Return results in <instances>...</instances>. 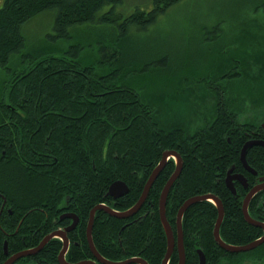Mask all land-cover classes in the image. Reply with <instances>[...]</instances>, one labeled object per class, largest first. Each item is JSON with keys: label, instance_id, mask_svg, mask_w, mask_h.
<instances>
[{"label": "trees", "instance_id": "1", "mask_svg": "<svg viewBox=\"0 0 264 264\" xmlns=\"http://www.w3.org/2000/svg\"><path fill=\"white\" fill-rule=\"evenodd\" d=\"M180 1L152 0L149 10L122 16L116 12L122 0H0V67L6 75L0 92V194L5 208L21 214L2 217L9 232L17 229L6 239L10 252L37 246L52 224H60L58 215L70 211L79 223L67 235L65 259L94 260L84 234L90 211L103 203L119 211L133 206L166 150L176 151L183 163L167 198L172 226L184 200L212 193L224 208L219 230L224 242L244 245L262 234L244 221L241 202L227 190L224 176L237 156L238 145L226 140L231 130L264 131V22L241 27L233 42L221 46L215 40L216 57L202 65L184 63L176 69L167 56L151 59L130 53L131 29L145 32ZM46 11L55 13L54 33L26 45L24 25ZM84 25H106L108 34L80 35ZM208 34L202 35L210 42L214 37ZM71 37L78 41L65 50L59 41ZM92 45L98 58L82 61L79 54ZM160 96L161 108L151 102ZM188 99L195 102L191 124L170 127L168 117L161 120L169 113L181 115L175 102L182 100L186 106ZM173 171L170 159L149 190V204L133 217L121 220L96 212L92 241L104 258L140 257L147 264H161L166 238L158 198ZM118 180L128 186V193L112 203L108 188ZM146 210L153 214L145 215ZM216 218L217 209L209 201L186 210L185 264H198V250L206 264L264 260V243L249 252L220 248L213 238ZM3 240L0 230V256ZM61 248L62 242L53 238L34 259L59 264ZM177 262L174 252L168 264Z\"/></svg>", "mask_w": 264, "mask_h": 264}, {"label": "rangeland", "instance_id": "2", "mask_svg": "<svg viewBox=\"0 0 264 264\" xmlns=\"http://www.w3.org/2000/svg\"><path fill=\"white\" fill-rule=\"evenodd\" d=\"M151 5L152 0H122V4L116 8V12L127 16L135 9L149 10ZM54 16V11H46L26 23L22 30L25 44L29 46L46 39L47 35L53 34ZM251 22H264V0H181L161 14L156 23L145 32L131 29L129 42L132 52L130 53L151 59L167 56L170 58V66L176 69L178 65L181 66L184 63L195 65L197 62L202 65L209 57H216L217 50L213 46L215 40H218L221 46L223 43L233 42L236 40L235 35L238 30ZM204 31H208V35L214 37L212 41L204 39L202 35ZM82 32H85L87 36L94 34L105 36L108 34V29L106 25H84L80 28V35ZM216 35L218 36L215 37ZM77 41V38L71 37L68 40H60L59 43L65 50H68ZM213 47L214 51L210 53L209 50ZM84 49L79 54L82 61L93 62L98 56L95 46L92 45V47ZM5 80L6 75L0 67V92ZM191 90L193 98L198 99L200 95L195 92L194 88ZM147 93L153 96L151 89ZM151 102L161 108L164 99L162 96L160 99L155 97ZM182 103V100L175 102V105L180 108L179 111L182 112L181 115L173 112V114L169 113L168 116L162 117L161 120H166L168 117L170 127H184L191 124L196 119L195 102L188 99L185 100L186 106ZM165 107L169 108L168 105ZM161 114H165L163 110H161ZM261 122L264 121L261 120ZM244 264H264V261H247Z\"/></svg>", "mask_w": 264, "mask_h": 264}, {"label": "water", "instance_id": "3", "mask_svg": "<svg viewBox=\"0 0 264 264\" xmlns=\"http://www.w3.org/2000/svg\"><path fill=\"white\" fill-rule=\"evenodd\" d=\"M254 144H261L264 146V142H254L253 141V142L246 143L243 146V148L241 150V154H240V159H241L242 163L244 164V166H246L245 165V159H244L245 152H246L247 148H249L250 146H252ZM170 157H173L175 159V162H176L175 163V170L172 173V175L170 176V178L168 179V181L166 182V184L164 185L163 190H162L161 195H160V198H159V216H160V220H161V223H162V226H163V229L165 232V236H166V253H165L164 258L162 259L161 264H167L168 263L170 255L172 254V251L174 250L175 244L177 246V250H178V254H179V260H178L177 264H185L183 234H182V226H181L182 217H183L184 212L190 206H192L195 203L202 202V201L211 202L212 204L215 205V207L217 209V218H216L214 228H213V237H214L215 242L218 244V246L220 248H222L223 250H225L226 252H230V253L249 252L264 242V234L259 239L251 241L245 245L236 246V245H230V244L224 242L219 235L220 226H221V223H222L223 217H224V208H223L222 202L216 196H214L212 194H206V195L191 197V198L187 199L181 205V207L179 208L177 215H176V227H177L176 228L177 229L176 234L177 235L175 237L173 232H172V229L170 227V224L168 223L166 216H165V205H166L167 195H168L172 185L174 184L175 180L178 178V176L181 173L182 163H181L180 157L177 155V153L175 151H165L162 153V157H161L160 162L158 163V165L153 169V171L149 175L148 180L144 186V189H143L139 199L137 200V202L133 206H131L130 208L126 209L123 212H117V211L111 210L107 206L97 205L90 211L89 221H88V225H87V229H86V238H87V243H88L89 249H90V251L94 257V260H85V261H81V262H77V263H69L65 259V254H66V252L68 250V246H69V241H68V238L66 236V231L71 230L76 223L75 222L76 217H74L72 215V217H73L72 226L65 228L64 231L58 230V231H54V232L46 235L37 246L30 248V249H27V250L19 251L18 253L14 254L12 257H9L3 264H13L16 260H18L20 258L36 255L53 238H59L62 241V248H61V251L58 255V263L59 264H132V263L147 264V262L140 257H132V258H128V259H125L122 261H111V260H107L106 258H104L96 250V248L93 244V241H92L93 216H94V213L96 210H104V212H106L110 216H114V217L119 218V219L129 218L130 216L135 214L141 208L142 204L144 203V201L148 195L150 187L152 186L155 179L158 177L159 173L164 168L167 160ZM233 179H237L241 183H243L241 176H239V177H227L226 178V186L232 192H234V189L232 188V180ZM261 190H264V183H260V184L256 185L255 187H253L248 192L246 197L244 198V200L242 202L241 210H242L243 218H244L246 223H248L249 225L255 226V227L262 228L263 232H264V223H261V222H258L256 220L252 219L248 214V205H249L251 198L257 192H259ZM126 193H128V187L123 181H120V180L113 182L109 186V189L107 192V194L109 196H112L114 198L123 196ZM67 217H68V215H67ZM4 247H6V244ZM198 258H199L198 264H206L205 256H204L203 252L200 250H198Z\"/></svg>", "mask_w": 264, "mask_h": 264}, {"label": "flooded vegetation", "instance_id": "4", "mask_svg": "<svg viewBox=\"0 0 264 264\" xmlns=\"http://www.w3.org/2000/svg\"><path fill=\"white\" fill-rule=\"evenodd\" d=\"M241 125H244L243 122L241 123ZM261 127L264 128V122H262V125ZM233 139V140H232ZM227 140V143L229 144H232V141L238 145V148H237V156L235 159H232L231 163L229 164V166H227V170H226V173H225V176H224V184L226 186V178L227 177H239L241 176L242 177V180H243V183H241L239 180L237 179H233L232 180V188L234 189V192H232L227 186V190L230 192L231 196L232 197H235L236 198V201H240L241 202V207H242V202L244 200V198L246 197V195L248 194V192L253 188L255 187L256 185L260 184V183H264V155L262 154V152H264V146L261 145V144H254L252 146H250L249 148H247L246 152H245V155H244V159H245V165L242 163L241 159H240V154H241V150L243 148V146L246 144V143H249V142H264V131H258V130H249L247 127H244V128H236L235 130H231L230 132V135L226 138ZM258 150H262L259 151V152H256ZM166 151H174V150H166ZM165 152V151H164ZM176 152V151H175ZM177 153V152H176ZM177 155L179 156V154L177 153ZM180 157V156H179ZM172 159L173 160V163H174V170H175V160L173 157H170L167 162ZM181 159V158H180ZM166 162V164H167ZM181 163H182V159H181ZM183 165V163H182ZM165 167V166H164ZM163 170V169H162ZM161 170V171H162ZM182 170V169H181ZM247 170V171H246ZM174 172V171H173ZM151 173V172H150ZM160 174V173H159ZM218 174H221V173H218ZM150 175V174H149ZM172 175V174H171ZM170 175V176H171ZM261 175V176H260ZM170 176L168 177V179L170 178ZM149 177V176H148ZM179 177V176H178ZM148 179V178H147ZM168 179L166 180V182L168 181ZM156 180V179H155ZM177 180V179H176ZM175 180V181H176ZM165 182V184H166ZM164 184V185H165ZM153 185V184H152ZM163 185V187H164ZM174 185V184H173ZM172 185V186H173ZM128 187V186H127ZM151 188V187H150ZM172 188V187H171ZM109 189V188H108ZM150 190V189H149ZM163 190V188H162ZM161 190V192H162ZM171 190V189H170ZM161 192H160V195H161ZM170 192V191H169ZM149 194V192H148ZM169 194V193H168ZM206 194H212V193H206ZM204 194V195H206ZM160 195H159V198H160ZM214 195V194H212ZM216 196V195H214ZM111 199L110 201L112 203L116 202V200L120 197H117V198H114L112 196H109ZM140 197V196H139ZM192 197H195V196H192ZM217 197V196H216ZM147 198H148V195L144 201V203L142 204V206L147 202L146 205L149 204V201H147ZM159 198H158V209H157V212H158V217L160 219V216H159ZM167 198H168V195H167ZM167 198H166V205H167ZM191 198V197H189ZM187 198V199H189ZM218 198V197H217ZM186 199V200H187ZM219 199V198H218ZM0 200H1V203H0V230L2 231L3 233V236H4V240L2 241V256H0V264H3L9 257H12L14 254L18 253L19 251L17 252H10L9 249H8V244H7V238L9 235H12L14 233H16L17 229L13 232H9L7 230V228H5L3 225H2V217L4 215H8V216H11V215H21V214H14L10 209H7L5 208L6 206V199L3 195L0 194ZM184 200L182 202V204L186 201ZM220 200V199H219ZM221 201V200H220ZM181 204V205H182ZM100 205H104V206H107L108 208H110L111 210L113 211H117V212H123L125 210H116L114 208H112L108 203H103V204H100ZM166 205H165V216H166V219H167V210H166ZM181 205L179 206V208L181 207ZM141 206V208H142ZM140 208V209H141ZM178 208V210H179ZM139 209V210H140ZM139 210L133 214L132 216H130L129 218L133 217L134 215H136ZM149 210V209H148ZM146 210L147 212L145 213L146 214H150L152 215L153 214V211H148ZM177 210V212H178ZM6 211V213L4 212ZM97 211H104V210H96L95 213H94V216H93V224H94V218H95V214ZM177 212L175 214V218H174V226H172L170 224V222L168 221V223L170 224V227L172 229V232L174 234V236L176 237V232H177V227H176V215H177ZM186 212V211H185ZM184 212V214H185ZM183 214V216H184ZM248 214L249 216L258 221V222H261V223H264V190H261L259 192H257L250 200L249 202V205H248ZM68 215V217H67ZM76 217V223L75 225L73 226V228L71 230H68L66 231V236L71 233L77 226V224L79 223V218L72 212L70 211H64L62 212L60 215H58V221L60 224H52L53 225V229L51 230L50 233L54 232V231H64L65 228H68L70 226H72L73 224V217ZM114 217V216H113ZM116 218V217H115ZM129 218H125V219H121V220H127ZM183 218V217H182ZM119 219V218H118ZM88 221H89V218L87 219V222H86V227L84 229V234H85V238H86V229H87V225H88ZM245 221V220H244ZM131 221H127L126 223H124V226L129 224ZM161 222V220H160ZM19 223H21V220L19 221ZM162 224V223H161ZM248 224V223H247ZM181 226H182V221H181ZM252 226V225H251ZM254 228H258L261 230L262 234L257 238L259 239L261 236H263L264 232H263V229L262 228H259V227H255V226H252ZM36 228H38V225H36ZM93 229V228H92ZM165 233V232H164ZM182 234H183V229H182ZM68 238V236H67ZM166 238V236H165ZM183 238H184V235H183ZM214 238V237H213ZM59 239V238H57ZM60 240V239H59ZM87 240V238H86ZM61 241V240H60ZM69 241V239H68ZM254 241V240H253ZM41 242V241H40ZM39 242V243H40ZM62 242V241H61ZM38 243V244H39ZM264 243V242H263ZM262 243V244H263ZM6 244V247H4ZM217 244V243H216ZM248 244V243H247ZM69 245H70V242H69ZM184 245V243H183ZM230 245H233V244H230ZM245 245V244H244ZM261 245V244H260ZM259 245V246H260ZM236 246H240V245H236ZM35 247V246H34ZM45 247V246H44ZM30 248H33L30 247ZM30 248H26V249H23V250H27V249H30ZM69 248V246H68ZM257 248V247H256ZM61 251V249H60ZM59 251V252H60ZM176 252L177 254V260H179V254H178V250H177V246L175 244V247H174V250L172 251V254ZM38 254V253H37ZM59 254V253H58ZM172 254L170 255V257L172 256ZM184 254H185V249H184ZM34 256H28V257H24V258H20L18 260H16L13 264H39L40 262H37L36 259H34ZM186 258V257H185ZM199 259V258H198ZM57 261H58V256H57ZM169 261V260H168ZM199 261V260H198ZM264 261V260H263ZM78 262H81V261H78ZM162 262V261H161ZM206 262V260H205ZM247 262V261H246ZM262 262V261H261ZM70 263V262H69ZM74 263H77V262H74ZM178 263V262H177ZM168 264V263H167Z\"/></svg>", "mask_w": 264, "mask_h": 264}, {"label": "bare ground", "instance_id": "5", "mask_svg": "<svg viewBox=\"0 0 264 264\" xmlns=\"http://www.w3.org/2000/svg\"><path fill=\"white\" fill-rule=\"evenodd\" d=\"M153 171V170H152ZM247 171V170H246ZM142 174V173H141ZM261 176V175H260ZM190 193V192H189ZM108 195V194H107ZM109 196V195H108ZM92 228H93V226H92ZM118 240V239H117ZM60 253V252H59ZM59 255V254H58Z\"/></svg>", "mask_w": 264, "mask_h": 264}]
</instances>
